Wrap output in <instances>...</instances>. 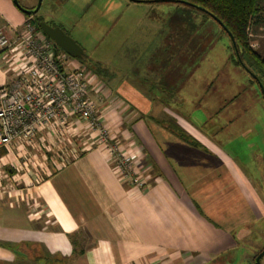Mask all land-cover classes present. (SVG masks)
Masks as SVG:
<instances>
[{"label": "crops", "instance_id": "0c3cea01", "mask_svg": "<svg viewBox=\"0 0 264 264\" xmlns=\"http://www.w3.org/2000/svg\"><path fill=\"white\" fill-rule=\"evenodd\" d=\"M27 22L12 0H0L8 36ZM6 67L0 59V86ZM100 82L96 106L111 135L138 150L147 185L120 180L89 135L0 146V264H222L250 250L239 242L264 219V203L239 149L227 151L224 137L183 119L177 105L175 122L202 145L193 146L148 115L151 103L132 84L121 92Z\"/></svg>", "mask_w": 264, "mask_h": 264}, {"label": "rangeland", "instance_id": "374dc122", "mask_svg": "<svg viewBox=\"0 0 264 264\" xmlns=\"http://www.w3.org/2000/svg\"><path fill=\"white\" fill-rule=\"evenodd\" d=\"M36 2L18 0L25 8ZM260 8L248 37L264 58V0ZM35 14L76 41L85 55L81 65L107 87L122 92L127 83L137 88L151 103L148 115L171 122L180 105L183 119L219 143L224 137L227 151L239 149L264 203V98L253 77L232 60L231 43L215 21L171 2L131 0H41ZM161 106L165 111L157 110ZM225 122L227 127L215 132ZM255 229L239 242L250 250L233 251L222 264H254L251 255L264 244V219Z\"/></svg>", "mask_w": 264, "mask_h": 264}, {"label": "built area", "instance_id": "2783aa9c", "mask_svg": "<svg viewBox=\"0 0 264 264\" xmlns=\"http://www.w3.org/2000/svg\"><path fill=\"white\" fill-rule=\"evenodd\" d=\"M0 59L9 71V81L0 86L1 147L32 144L37 135L69 134L71 142L89 135L105 148L120 180L136 188L147 185L138 150L111 135L96 106L92 96L101 93V82L93 71L29 22L13 40L0 28ZM87 147L85 142L82 150Z\"/></svg>", "mask_w": 264, "mask_h": 264}, {"label": "trees", "instance_id": "16d2710c", "mask_svg": "<svg viewBox=\"0 0 264 264\" xmlns=\"http://www.w3.org/2000/svg\"><path fill=\"white\" fill-rule=\"evenodd\" d=\"M140 2H171L179 4L181 6L193 8L206 18H210L215 21L218 27H220L222 32L227 36L228 41L231 43L234 52V56L232 57L234 63L249 74L251 73L252 75H255L256 78L250 74L253 77L252 79L254 82L259 86L258 81H260L262 87L264 88V58L260 57L251 48L248 37L250 29L257 22L259 17L262 0H141ZM24 14L27 17H30V23H33L35 29L41 31L37 26L38 18L35 17L34 14ZM218 21H220L221 24H219ZM195 29H198L196 25ZM228 33H230L234 38L237 53L241 62L237 59L230 35ZM84 58L85 55L76 59L82 62ZM171 95L172 94H170L169 97H172ZM161 122L167 130L179 137L181 140L193 146L202 147V145L183 128H181L174 119H171V122L165 120H161ZM262 249H264V244L259 252ZM258 253L253 255V260Z\"/></svg>", "mask_w": 264, "mask_h": 264}, {"label": "water", "instance_id": "95a60500", "mask_svg": "<svg viewBox=\"0 0 264 264\" xmlns=\"http://www.w3.org/2000/svg\"><path fill=\"white\" fill-rule=\"evenodd\" d=\"M12 1L20 11H22L23 13L30 14V15L35 14L39 10L40 4H41V0H37L35 6L31 9H29V8H25V7L21 6L18 3V0H12ZM132 1L140 2L141 0H132ZM218 22H219V24H221L220 21H218ZM37 26L39 27L41 32H43L50 40L53 41V43L55 44V46L57 48L65 51L71 57L81 58L84 55L82 48L60 26L50 25L44 21H39L37 23ZM228 34L230 35V39H231L232 45L234 47L237 59L240 61V58H239L238 53H237L234 38L232 37V35L230 33H228ZM252 76H254V78H256L255 75H252ZM258 84H259V88L261 90V93L264 97V88L262 87V84L260 81H258ZM263 254H264V249H262L256 255L255 260H254L255 264H261L260 258Z\"/></svg>", "mask_w": 264, "mask_h": 264}, {"label": "flooded vegetation", "instance_id": "af4514ba", "mask_svg": "<svg viewBox=\"0 0 264 264\" xmlns=\"http://www.w3.org/2000/svg\"><path fill=\"white\" fill-rule=\"evenodd\" d=\"M35 6V5H34ZM35 15V17H37L38 18V20H37V23L39 22V21H44L41 17H38V16H36V14H34ZM45 22V21H44ZM48 23V22H47ZM49 24V23H48ZM51 25V24H50ZM255 260V259H254ZM255 263V262H254Z\"/></svg>", "mask_w": 264, "mask_h": 264}]
</instances>
